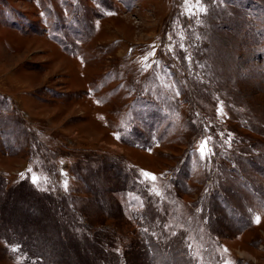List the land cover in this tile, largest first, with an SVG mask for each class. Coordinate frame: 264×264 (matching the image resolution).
<instances>
[{
  "label": "rangeland",
  "instance_id": "obj_1",
  "mask_svg": "<svg viewBox=\"0 0 264 264\" xmlns=\"http://www.w3.org/2000/svg\"><path fill=\"white\" fill-rule=\"evenodd\" d=\"M0 264H264V0H0Z\"/></svg>",
  "mask_w": 264,
  "mask_h": 264
}]
</instances>
